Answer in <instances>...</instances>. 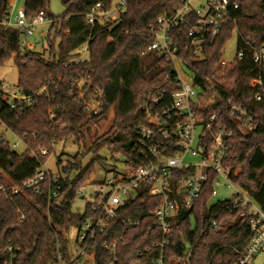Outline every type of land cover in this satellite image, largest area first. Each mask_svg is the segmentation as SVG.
Instances as JSON below:
<instances>
[{"label":"trees","instance_id":"1","mask_svg":"<svg viewBox=\"0 0 264 264\" xmlns=\"http://www.w3.org/2000/svg\"><path fill=\"white\" fill-rule=\"evenodd\" d=\"M235 23L227 24L214 38H207L202 47V58H195L184 46L189 40L181 38L177 61L186 67L195 85L201 90V103L227 101L251 111L255 117L252 132L236 134L231 156L225 163L238 170L233 182L247 191L254 202L264 207V95L254 100L257 91L252 82L260 80L264 87V66L258 70L252 61V52L221 65L222 50L235 32L264 45V0H237ZM63 12L58 17L48 13V0H25L22 9L28 19L42 12L49 28L42 38L41 51H22L20 34L0 25V67L14 56L17 69V89L33 104L22 111L12 110L0 99V126L22 141L23 152L17 153L0 133V172L11 185L22 186L33 177L35 170L44 165L53 154L55 143L74 138L84 142V133L113 113L110 128L103 137L92 142L96 148H112L115 153L132 157L136 140L134 129L147 121L140 113L146 97L167 86L175 90L173 63L148 53L140 56L152 42L149 28L161 15H171L181 7L183 0H125L123 12L111 21L102 18L91 27L85 15L97 3L108 11L113 0H60ZM9 0H0V20L8 11ZM87 44L84 61L66 65L76 50ZM90 74L81 91L76 87L79 77ZM168 83H165V77ZM102 96V111L87 116L84 103ZM215 108L208 107L209 115ZM225 115V114H224ZM227 117L226 115L223 116ZM223 118V119H224ZM90 139V137H89ZM46 150L40 155V150ZM33 153V155H32ZM95 159L81 169L78 156L59 167V197L48 199L49 183L41 184L38 193L23 191L7 199L0 192V264H74L68 253L66 234L71 227L78 228L85 215L77 216L71 205L78 200L76 191L93 174ZM78 171L73 179L67 175ZM66 175L62 178L60 174ZM192 171L182 172L186 176ZM209 179L194 206L179 214L172 227V242L166 249V261L175 264H235L246 248L250 233L247 224L239 218L240 210L231 209L227 201L209 205ZM3 179L0 174V185ZM156 200L143 188L139 196L128 201L119 213L120 218L138 222V227L124 234L126 247H118L117 264H153L157 250L143 257L138 253L157 241L152 212ZM215 223L213 228L211 223ZM118 221L110 223L101 235L88 245L86 252L95 264H106L103 246L121 233ZM12 250V256L7 249Z\"/></svg>","mask_w":264,"mask_h":264},{"label":"built area","instance_id":"2","mask_svg":"<svg viewBox=\"0 0 264 264\" xmlns=\"http://www.w3.org/2000/svg\"><path fill=\"white\" fill-rule=\"evenodd\" d=\"M9 3L8 11L0 20V25L14 29L20 34V48L22 51L29 47H39L36 39V29L46 23L42 12L28 19L24 10H13ZM125 0L113 3L108 11H103L99 3L95 4L85 15V22L93 26L96 21L108 18L116 20L123 12ZM237 0H183L180 8L171 15L159 16L154 25L149 28L152 42L146 50L148 53L163 57L174 63L179 53V41L186 38L184 50L189 51L195 58H202V47L207 38L216 37L227 24H234V13L238 10ZM264 18V16H263ZM48 23V22H47ZM42 35V33H41ZM87 44L79 47L66 65L78 64L87 56ZM245 51L252 52V61L258 70L264 66V45H258L248 38H240L237 43L236 58L243 59ZM178 62V61H177ZM221 60V65H225ZM175 78L172 84L173 92L167 86L164 90L149 94L140 113L147 121L145 126L134 129L136 140L132 149V157L125 162L126 170L120 175L107 179L100 184L92 195L87 196L85 186H81L76 195L83 201L86 216L85 222L77 228L76 244L81 256L88 245L105 232L113 221L121 225V233L114 235L112 243L104 245L107 257L106 264H117L118 247H126L124 234L138 227V222L130 218H120L119 213L128 201L139 196L141 188L156 200L152 212L153 224L150 229L157 231V241L138 253L143 257L150 250L156 249L157 256L153 264H175L166 261V249L172 242V227L179 214L191 209L199 199L203 185L212 180L211 198L215 196V188L233 189L228 203L229 208L240 210V220L247 224L250 238L244 251L239 254L235 264H250L264 248V207L257 205L247 191L240 189L233 182L238 170H232L225 163L231 156L236 134L246 135L255 127V117L251 111L227 101L223 107L218 102L201 103V90L195 85L192 75L184 65L182 68L190 78L181 76L173 64ZM90 74L86 72L78 78L76 87L82 90ZM168 83V77H165ZM257 91L254 100L259 102L264 95V87L260 80L252 82ZM0 99L10 105L12 110L22 111L33 104L30 97H26L15 90L6 89L0 83ZM208 107L215 108L206 115ZM84 110L88 117L102 111V96L84 103ZM227 117H223L225 115ZM224 118V119H223ZM22 141L11 146L16 150L22 146ZM45 155L46 150L39 151ZM33 155V153H32ZM197 158V162H188L186 157ZM192 171L186 176L182 172ZM49 183L48 199L59 197L61 185L59 177L43 170V165L35 170L32 178L22 186L11 184L0 185V192L9 199L25 191L38 193L41 184ZM90 198L86 201V198ZM213 228L216 224L211 223ZM12 256V250L7 249ZM59 264H64L61 256Z\"/></svg>","mask_w":264,"mask_h":264},{"label":"rangeland","instance_id":"3","mask_svg":"<svg viewBox=\"0 0 264 264\" xmlns=\"http://www.w3.org/2000/svg\"><path fill=\"white\" fill-rule=\"evenodd\" d=\"M25 0H15L14 5H12L13 10L23 7V3ZM48 13L53 17H58L63 12V7L61 5L60 0H48ZM120 0H113V3H117ZM49 28V23H44L36 29V39L42 44V38H44L47 30ZM42 33V35H41ZM237 43L238 37L234 32L230 39L225 43L222 50V61L225 63L232 62L237 53ZM29 51L31 52H39L41 51V46L33 48L29 47ZM14 56L8 59L1 67H0V83L6 88L10 90H15L17 88V69L14 65ZM177 72L183 76L184 78H190L188 73L184 68L181 67V64L177 61L173 63ZM113 120V113L111 110L106 115L104 120H101L97 125L92 126L90 133H84V142L78 144L74 138L68 139L65 141H60L54 144L53 146V154L50 155L44 165L43 170L49 172L52 175L59 174V167L65 166L68 162H72L76 156L79 159V165L81 169H85L88 167L93 160L100 159L101 162L94 163L93 169L94 172L90 176V178L85 181L83 186H85V192L87 196L92 195L94 191H96L97 187L102 184L103 181L110 179L116 175H120L126 170L125 167V156L121 154L115 153L112 148L100 147L96 148L92 146V142H94L97 138L103 137L105 133L110 128L111 122ZM0 133L4 134L5 139L12 146L13 144L18 142V139L11 135L8 131H6L3 127L0 126ZM90 137V139H89ZM23 147L19 146L15 151L17 153L23 152ZM188 162H197V158H190L189 156L185 159ZM1 177L3 179V184H10V181L7 177L0 172ZM78 171H73L69 175L68 178L73 179L77 176ZM62 178H65L66 175L60 174ZM231 194H233V189H225L221 187L215 188V196L212 197L209 201V205H213L218 201L229 200ZM90 198H86V201H89ZM85 210V204L83 201L76 200L74 204L71 205V211L77 216L83 215ZM77 238V228L71 227L66 234L68 253L71 256L72 261H76L74 264H95L93 260V256L84 252L81 256L79 255V249L76 244ZM250 264H264V248L255 255L254 259Z\"/></svg>","mask_w":264,"mask_h":264},{"label":"crops","instance_id":"4","mask_svg":"<svg viewBox=\"0 0 264 264\" xmlns=\"http://www.w3.org/2000/svg\"><path fill=\"white\" fill-rule=\"evenodd\" d=\"M15 0H9V3L14 5Z\"/></svg>","mask_w":264,"mask_h":264}]
</instances>
